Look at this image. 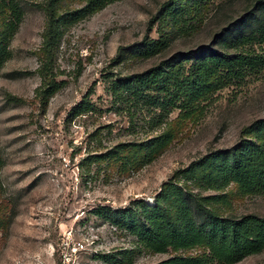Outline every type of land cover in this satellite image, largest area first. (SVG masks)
<instances>
[{"label":"rangeland","instance_id":"rangeland-1","mask_svg":"<svg viewBox=\"0 0 264 264\" xmlns=\"http://www.w3.org/2000/svg\"><path fill=\"white\" fill-rule=\"evenodd\" d=\"M19 1L23 21L0 71V207L6 204L9 216L0 229V264H58L63 254L79 264H222L204 261V246L173 249L164 231L149 228L128 209L137 199L155 204L172 177L199 195H215L206 201L219 214L264 216V194L225 179L210 164H198L256 136L246 130L264 116V70L245 82H229L199 67L197 59L203 51L224 48L217 33L246 15L252 0H111L94 10L87 0ZM4 17L0 12V28ZM51 18L56 27L47 49ZM162 32L169 46L141 55L137 47ZM183 54L194 57L169 66ZM157 65L181 72L179 99L161 123L151 118L162 107L152 104L150 94L162 91L146 89L136 102L129 92L119 95L112 88L120 77ZM198 73L210 86L187 102ZM45 74L60 82L47 100L41 91ZM84 97L95 110L72 116L71 108ZM163 129L173 139L139 167L120 171L117 164L83 161L117 142ZM99 205L119 210L124 224L96 213ZM78 239L85 247L73 250ZM231 264H264V248Z\"/></svg>","mask_w":264,"mask_h":264},{"label":"trees","instance_id":"trees-1","mask_svg":"<svg viewBox=\"0 0 264 264\" xmlns=\"http://www.w3.org/2000/svg\"><path fill=\"white\" fill-rule=\"evenodd\" d=\"M111 0H87L91 10L103 7ZM249 12L241 16L235 24H227L217 33L218 43L223 49L203 51L197 56L199 67L210 73H221L218 78L227 81H246L253 73L264 70V0H252ZM0 12L5 17L0 28V71L10 55L9 43L18 30L24 17V8L19 0H0ZM56 21L51 18L44 34V46L50 49L54 37ZM170 38L163 32L158 38H148L139 45L138 51L143 56H151L169 46ZM225 45H222V44ZM194 56L183 54L179 60H173L170 67L177 61L191 59ZM196 57V56H195ZM173 65V66H172ZM179 70V69H178ZM177 70L162 69L157 65L141 73L120 77L113 82V93L127 91L128 96L137 102L139 95L145 97L146 89L154 87L162 91L161 95L150 94L152 104L161 106L160 116L156 123L166 122L169 110L176 105L182 87L176 86L179 80ZM44 75V74H43ZM45 74L42 90L47 100L60 87L54 77ZM210 84L198 73L188 86L191 91L187 102L198 100L207 92ZM149 96V94H146ZM155 105V106H156ZM94 103L84 97L70 110L72 116L94 111ZM194 104L186 109L194 110ZM165 116V117H164ZM164 118V119H163ZM247 132H256V136H246L238 143L225 150L207 155L198 164H210L222 173L225 179L237 182L250 192L264 194V116L256 118L249 124ZM173 139V132L163 129L156 134H147L142 139L120 141L101 152L88 154L84 163L105 161L108 165H118L120 171L139 167L144 161L152 159ZM138 151H140L138 155ZM3 158L0 152V175ZM1 188V182H0ZM215 195L202 196L188 187L176 182L174 178L165 181L155 195V204H147L142 199L135 200L129 211L138 214L144 224L152 229H160L168 237L170 247L175 250L204 246L207 253L200 255L206 262L216 261L231 264L245 255L264 248V216L255 213L219 214L211 208L207 199ZM2 206V201H0ZM6 210V204L3 206ZM0 207V229L8 223V213ZM104 214L112 223L123 225L124 220L119 210L111 206L99 205L94 210Z\"/></svg>","mask_w":264,"mask_h":264},{"label":"built area","instance_id":"built-area-1","mask_svg":"<svg viewBox=\"0 0 264 264\" xmlns=\"http://www.w3.org/2000/svg\"><path fill=\"white\" fill-rule=\"evenodd\" d=\"M85 247V243L83 239H78L74 243L73 250H81ZM58 264H79L76 260H74L70 255L63 254L62 258H60V261Z\"/></svg>","mask_w":264,"mask_h":264}]
</instances>
